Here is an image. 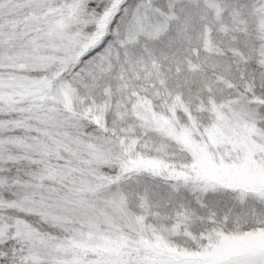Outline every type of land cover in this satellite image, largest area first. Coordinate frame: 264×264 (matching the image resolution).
Segmentation results:
<instances>
[{"label": "snow or ice", "instance_id": "snow-or-ice-1", "mask_svg": "<svg viewBox=\"0 0 264 264\" xmlns=\"http://www.w3.org/2000/svg\"><path fill=\"white\" fill-rule=\"evenodd\" d=\"M0 264H264V0H0Z\"/></svg>", "mask_w": 264, "mask_h": 264}]
</instances>
